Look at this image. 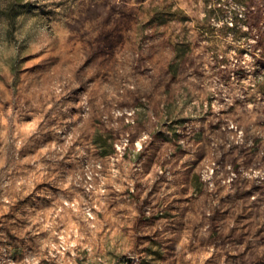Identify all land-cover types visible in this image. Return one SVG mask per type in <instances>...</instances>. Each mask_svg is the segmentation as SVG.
<instances>
[{"label": "rangeland", "instance_id": "rangeland-1", "mask_svg": "<svg viewBox=\"0 0 264 264\" xmlns=\"http://www.w3.org/2000/svg\"><path fill=\"white\" fill-rule=\"evenodd\" d=\"M0 264H264V0H0Z\"/></svg>", "mask_w": 264, "mask_h": 264}, {"label": "trees", "instance_id": "trees-1", "mask_svg": "<svg viewBox=\"0 0 264 264\" xmlns=\"http://www.w3.org/2000/svg\"><path fill=\"white\" fill-rule=\"evenodd\" d=\"M18 14H19V12H17V11H16V12L14 13V15H13V17H12V18L15 20ZM95 141H97V142H98V139H95Z\"/></svg>", "mask_w": 264, "mask_h": 264}]
</instances>
